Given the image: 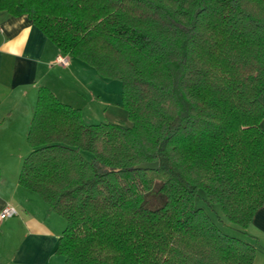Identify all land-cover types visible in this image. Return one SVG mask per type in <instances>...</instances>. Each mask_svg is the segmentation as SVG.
Returning <instances> with one entry per match:
<instances>
[{
    "label": "trees",
    "instance_id": "trees-1",
    "mask_svg": "<svg viewBox=\"0 0 264 264\" xmlns=\"http://www.w3.org/2000/svg\"><path fill=\"white\" fill-rule=\"evenodd\" d=\"M0 10L26 14L62 54L119 79L131 120L85 122L38 88L18 181L64 219L63 264H252L264 0H0ZM199 188L240 236L195 209Z\"/></svg>",
    "mask_w": 264,
    "mask_h": 264
},
{
    "label": "crops",
    "instance_id": "crops-1",
    "mask_svg": "<svg viewBox=\"0 0 264 264\" xmlns=\"http://www.w3.org/2000/svg\"><path fill=\"white\" fill-rule=\"evenodd\" d=\"M58 53L57 46L26 14L0 10V210L6 204L16 209V213L0 217V264L64 263V256L55 250L64 219L18 181L30 151L26 138L29 122L39 86L78 107L83 119L97 115L96 105L104 111L105 102L98 88L95 94L94 87L75 75L76 67L81 66L78 58L65 54L68 64L62 66L53 62ZM79 96L86 97L84 102ZM246 232L252 241L264 238V206L255 211ZM253 250L252 264H264V244L261 250L255 246Z\"/></svg>",
    "mask_w": 264,
    "mask_h": 264
},
{
    "label": "rangeland",
    "instance_id": "rangeland-1",
    "mask_svg": "<svg viewBox=\"0 0 264 264\" xmlns=\"http://www.w3.org/2000/svg\"><path fill=\"white\" fill-rule=\"evenodd\" d=\"M77 63L81 66L76 67L75 75H78L84 82H88L87 85L90 88L94 87V93L97 94L99 89L100 99L105 102L104 111L102 110L101 105L97 106V115L89 117L88 115L84 116V121L88 123H96L101 121H121L124 125L130 126L131 120L128 117L127 110L121 105V82L116 78H107L100 76L95 69L87 64L86 62L77 59ZM83 67V68H82ZM85 90V88H83ZM85 90V94H86ZM86 97L79 96V100L84 102ZM261 100L264 101V94L261 95ZM88 104V103H87ZM90 105V104H89ZM103 106V107H104ZM85 109L87 105L85 104ZM261 128H264V118L260 121ZM81 153L87 159H91V153L88 151H81ZM193 206L195 209H200L208 218L210 223L222 234L226 236H240L238 226L229 222L224 215L222 214L219 204L215 202L208 203L205 200V193L202 188L197 190L196 195L193 198ZM252 241V240H251ZM253 246L257 247V250H261L262 244H264V238H259V240L252 241Z\"/></svg>",
    "mask_w": 264,
    "mask_h": 264
},
{
    "label": "built area",
    "instance_id": "built-area-1",
    "mask_svg": "<svg viewBox=\"0 0 264 264\" xmlns=\"http://www.w3.org/2000/svg\"><path fill=\"white\" fill-rule=\"evenodd\" d=\"M53 62L57 63V64H60L62 66H66L68 64V59H67L65 54L58 53L56 55V57L54 58ZM14 213H16V209L12 205L6 204L0 210V217L1 218L2 217H6V216L12 215Z\"/></svg>",
    "mask_w": 264,
    "mask_h": 264
},
{
    "label": "water",
    "instance_id": "water-1",
    "mask_svg": "<svg viewBox=\"0 0 264 264\" xmlns=\"http://www.w3.org/2000/svg\"><path fill=\"white\" fill-rule=\"evenodd\" d=\"M158 162L155 161H141L132 166L134 169H156Z\"/></svg>",
    "mask_w": 264,
    "mask_h": 264
}]
</instances>
